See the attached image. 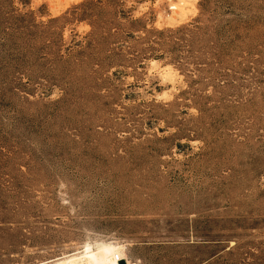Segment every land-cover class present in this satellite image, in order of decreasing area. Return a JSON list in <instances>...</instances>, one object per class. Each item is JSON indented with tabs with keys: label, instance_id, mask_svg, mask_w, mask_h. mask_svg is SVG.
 <instances>
[{
	"label": "rangeland",
	"instance_id": "1",
	"mask_svg": "<svg viewBox=\"0 0 264 264\" xmlns=\"http://www.w3.org/2000/svg\"><path fill=\"white\" fill-rule=\"evenodd\" d=\"M119 250L264 264V0H0V264Z\"/></svg>",
	"mask_w": 264,
	"mask_h": 264
},
{
	"label": "bare ground",
	"instance_id": "2",
	"mask_svg": "<svg viewBox=\"0 0 264 264\" xmlns=\"http://www.w3.org/2000/svg\"><path fill=\"white\" fill-rule=\"evenodd\" d=\"M173 8H175L174 5H173ZM85 251H86L87 254H92L90 247H86ZM117 252H120V254H122V259L126 258L128 260V262H129V264H131L130 260L128 259V257H127L125 252H123L122 250H119ZM113 256H114V254L112 256H110V257H107V259L103 258V259H100L99 261L96 258H93V259H91V263L95 264L97 262H107V261H110L111 259H113Z\"/></svg>",
	"mask_w": 264,
	"mask_h": 264
},
{
	"label": "built area",
	"instance_id": "3",
	"mask_svg": "<svg viewBox=\"0 0 264 264\" xmlns=\"http://www.w3.org/2000/svg\"><path fill=\"white\" fill-rule=\"evenodd\" d=\"M122 259V254L120 252H116L113 256V259L107 262H97L95 264H129L128 260L125 258L124 263H120L119 261Z\"/></svg>",
	"mask_w": 264,
	"mask_h": 264
},
{
	"label": "water",
	"instance_id": "4",
	"mask_svg": "<svg viewBox=\"0 0 264 264\" xmlns=\"http://www.w3.org/2000/svg\"><path fill=\"white\" fill-rule=\"evenodd\" d=\"M119 262H120V263H124V259H121Z\"/></svg>",
	"mask_w": 264,
	"mask_h": 264
}]
</instances>
